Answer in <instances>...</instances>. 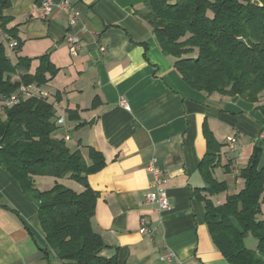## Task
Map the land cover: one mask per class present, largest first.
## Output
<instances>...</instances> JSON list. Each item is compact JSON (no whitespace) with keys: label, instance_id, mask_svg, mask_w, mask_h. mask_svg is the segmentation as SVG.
Segmentation results:
<instances>
[{"label":"crops","instance_id":"obj_1","mask_svg":"<svg viewBox=\"0 0 264 264\" xmlns=\"http://www.w3.org/2000/svg\"><path fill=\"white\" fill-rule=\"evenodd\" d=\"M53 1L47 14L43 0H12L4 13L19 26L21 55L51 50V60L60 67L46 89L61 92L57 110L66 118L61 125L67 140L72 137L63 112L71 108L80 117L73 122L83 123L79 145L86 158L87 145L104 155L105 167L88 176L99 193L93 227L110 245L103 253L116 255L118 264H225L210 237L201 198L206 182L198 167L207 152L203 125L226 145L229 136L237 137L229 163L230 171L239 172L256 143L264 166V113L240 95H209L187 85L173 58L161 51L151 26L135 13L146 0H70L77 11L74 25L72 14L58 5L64 0ZM70 32L83 44L75 56L66 41ZM62 71L79 85L71 89L78 93L66 105L62 89L53 84ZM61 85L69 91L70 84ZM93 117L96 121L90 124ZM152 162L168 178L169 207L159 208L145 198L153 189ZM227 163L221 153V166ZM42 178H36L41 185ZM243 183L241 178L228 193ZM143 218L148 233L141 231ZM47 249L38 205L0 165V264H57ZM168 253L173 255L165 258Z\"/></svg>","mask_w":264,"mask_h":264},{"label":"trees","instance_id":"obj_2","mask_svg":"<svg viewBox=\"0 0 264 264\" xmlns=\"http://www.w3.org/2000/svg\"><path fill=\"white\" fill-rule=\"evenodd\" d=\"M260 1L263 6L253 0H146L135 13L151 26L161 51L173 58L187 85L209 95H240L264 113V0ZM11 4L12 0H0V105L21 84L47 88L60 71L49 53L20 54L24 39L19 26L4 13ZM11 42L16 44L11 47ZM142 44L147 50V43ZM50 93L53 101L50 95L2 105L0 165L38 205L48 242L45 252L52 253L57 264H118L116 255L103 253L110 245L93 227L99 193L88 176L102 170L106 160L93 145L86 146L89 160L79 144L74 149L67 145L64 126L57 123L61 92ZM67 112L70 119H80L78 110ZM203 133L207 152L198 168L206 182L201 198L210 237L225 264H264L262 148L254 145L247 165L239 171L242 188L229 194L227 182L214 174L226 144L206 124ZM224 167L230 170V163ZM38 176H53L55 181L43 188ZM66 178L80 187H69ZM220 194L226 195L225 200H214ZM249 234L256 239L253 247L246 243Z\"/></svg>","mask_w":264,"mask_h":264},{"label":"built area","instance_id":"obj_3","mask_svg":"<svg viewBox=\"0 0 264 264\" xmlns=\"http://www.w3.org/2000/svg\"><path fill=\"white\" fill-rule=\"evenodd\" d=\"M53 4V0H43L41 6L45 14L49 13L52 10ZM58 5L61 8L68 10V12L72 14V20L70 24L74 25L76 23L77 11L74 10L71 1L64 0ZM66 41L69 45L71 55L75 56L79 53V51H81L83 44L81 38L78 35L72 32L67 33ZM15 44V42H11L10 46L13 47ZM50 95L51 93L49 92V90H47L43 86L37 85L35 83L21 84L18 91L3 99L2 105L11 106L18 103L22 98L49 97ZM120 101L122 105H124L126 108H129V104L125 99H122ZM2 105H0V110L2 109ZM65 120L66 118L63 117V115H60L57 118V123L63 124ZM66 139H69V135L66 136ZM237 142L238 140L236 136H229L227 138V145L229 146L231 151H234L236 149ZM149 170L152 171V173L154 174V182L153 189L149 193H147L145 197L147 199V202L157 203L159 208L169 207L170 202L166 193V184L168 182V178L166 177V175H164L163 171L159 167H157L153 162L149 165ZM141 224V231L144 233H148L150 231V228L148 227V223L144 218L142 219ZM172 255L173 253H168L165 258H170Z\"/></svg>","mask_w":264,"mask_h":264},{"label":"rangeland","instance_id":"obj_4","mask_svg":"<svg viewBox=\"0 0 264 264\" xmlns=\"http://www.w3.org/2000/svg\"><path fill=\"white\" fill-rule=\"evenodd\" d=\"M10 55H11V57L16 58L15 54L10 53ZM36 62H37V60H35L33 62V68L36 67V65H37ZM66 83L70 84L69 85L70 87L69 88L67 87V89H69V91H65L63 89V87L65 85H61V84H66ZM53 84H57V85H54V86H59L62 89V92H63V95H64L63 103L65 105L68 104V102L72 103V101L74 100L73 96H77L78 92L77 91L74 92L75 89L74 90H71V89L79 87V85H77L78 83L74 82V78L72 77V75L70 73H68V72L65 73V72L62 71V73L60 72V75H58V77L55 80V83H53ZM51 86H53V85H51ZM51 86H50V88H54V87H51ZM64 88H66V87H64ZM50 91L53 92L54 90H50ZM87 94H89V93L87 92ZM49 99L51 101H53L54 100V96L51 95L49 97ZM63 114L67 117V124L69 123V128H70L69 134L72 137L71 140L68 141L67 145H69L71 148L74 149V148L77 147V145L79 144L80 140L83 139L84 136H83L82 131L79 130L80 127L77 128V125L75 124V122H73V120L70 119V117L68 115V112L67 113L63 112ZM60 129H61V132L64 131V130L62 131V127ZM81 148H82V151L85 150L83 145H81ZM221 153H222V159H223L224 163L229 162L230 159H232V158L234 159V157H235L234 151H231V149L229 148L228 145H226L225 149ZM225 165L218 166L216 168L214 174H215L216 178H218V180L219 179L220 180H225L227 182V185H228V191L229 192H233L234 190H236V188L238 186V182H239V180H241V178L239 177V172H237V171L233 172V171H230V170L227 171L226 168L224 167ZM42 179H44V181L40 179V182L43 184L42 185L43 188H48L49 186H51L50 184H53L54 181H55V178L53 176H44V178H42ZM64 183L66 185H68L69 187H73V188H77L78 187V183L76 181L72 180V179H69V178H66L64 180ZM225 198H226L225 194H220L219 195V200L224 201ZM214 200L218 201V199H216V197H215ZM246 243H247V246L253 247L254 244L256 243V239L252 235L249 234V236H248V238L246 240Z\"/></svg>","mask_w":264,"mask_h":264},{"label":"water","instance_id":"obj_5","mask_svg":"<svg viewBox=\"0 0 264 264\" xmlns=\"http://www.w3.org/2000/svg\"><path fill=\"white\" fill-rule=\"evenodd\" d=\"M253 3L256 4V5H259V6H263V3H262L260 0H253ZM239 41H240V42L242 41V43H244V44L247 43L243 37H240V38H239ZM50 52H51V50L48 51V53H50ZM95 121H96V117H93V118H91V119L89 120V123H90V124H94Z\"/></svg>","mask_w":264,"mask_h":264}]
</instances>
